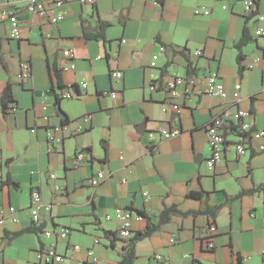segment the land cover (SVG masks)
Here are the masks:
<instances>
[{"label": "crops", "instance_id": "1", "mask_svg": "<svg viewBox=\"0 0 264 264\" xmlns=\"http://www.w3.org/2000/svg\"><path fill=\"white\" fill-rule=\"evenodd\" d=\"M62 1L63 18L51 23L24 2L0 0L19 24V38L11 39L0 14V214L6 219L0 264H40L37 252L49 245L65 257L61 264H90L89 250L101 264H117L122 242L110 247L104 231H118L119 210L146 215L132 221L133 234L157 223L165 208L201 212L235 196L214 220L202 213L172 215L137 243L134 264H235L238 255L244 264H264V151L253 147L237 157L228 148L214 170L205 165L211 155L206 126L215 116L248 111L253 129H264V38L253 37L254 21L243 16L241 0ZM198 9L209 14L195 15ZM256 13L264 15V0ZM65 49L73 54V71L61 70ZM21 63L30 66L26 81L19 78ZM116 69L123 73L117 82L111 79ZM210 72L218 74L224 98L194 92L169 100L173 77ZM8 86L13 101L4 112ZM61 86L79 95L60 99ZM159 128L179 134L150 141L147 131ZM48 129L61 140L50 142ZM79 150L88 158L74 167ZM97 172L105 179L93 188L86 181ZM33 190L51 207L41 211L39 226L29 214ZM190 191L202 192L201 199L188 198ZM211 224L217 232L208 249L202 229ZM64 228L65 240L41 234Z\"/></svg>", "mask_w": 264, "mask_h": 264}, {"label": "built area", "instance_id": "2", "mask_svg": "<svg viewBox=\"0 0 264 264\" xmlns=\"http://www.w3.org/2000/svg\"><path fill=\"white\" fill-rule=\"evenodd\" d=\"M82 4L94 5L96 0H79ZM156 3H160L162 0H154ZM258 0H241L243 16L252 17L254 25L252 28V34L255 39L264 38V15L256 13ZM11 3L24 2L26 10L32 14L46 17L51 23H57L62 20L63 15L61 12L63 1L56 0L51 3H46L45 0H10ZM1 16L7 18L10 26L9 37L11 39L19 38V29H18V20L16 15L12 11H8L0 8ZM208 15V10L200 9L195 11V15ZM200 54V52H197ZM254 61H258V58H255ZM154 66V63L151 64ZM75 65L73 62V54L71 50L65 49L62 51V71H73ZM30 74V66L28 63H21L20 65V80L26 81ZM123 73L121 70H114L111 72V79L117 82L121 79ZM82 88L86 87V83H81ZM239 89L240 86L235 87ZM167 95L169 100L179 97L183 94H191L197 92L198 94L206 96H218L225 97L224 86L221 83L218 74L214 72L206 73L201 78H189L184 79L181 77H173L172 80L166 86ZM106 96H109L111 99H118V93L114 91H106L103 93ZM79 95V92H75L72 88L64 89L59 92L60 99H73ZM170 106L175 111H179V105L174 102H168ZM14 107L12 108V111ZM251 113L244 110H237L234 112H222L221 114L215 116L210 123L206 126V133L208 137V145L211 151V155L206 159L205 165L208 170H214L215 166L223 160L225 152L228 148L232 149L237 157H240L247 153L249 150H252L255 147L257 152L264 151V129H253V125L248 121ZM89 119V117H87ZM44 120L48 122V118L45 117ZM235 127L237 132L234 134V138L238 137L236 141H230L227 135V130L229 133V128ZM47 139L50 142H59L60 137H57L55 133L51 130H46ZM34 132V130H31ZM179 134L178 129L169 130L166 128H159L153 131H147L146 136L150 141L161 142L166 139L174 138ZM241 134L245 136L242 137ZM237 136V137H236ZM257 144L253 146L252 142ZM88 151L79 150L76 152L72 158L71 164L74 167L80 166L86 158H88ZM54 178V175L50 176ZM105 179V175L102 172H97L86 181L91 187H97ZM58 190L57 187H55ZM145 196H148L147 193H144ZM31 201L29 207L30 219L33 224L40 225V215L41 211L49 212L51 207L50 205L43 204L41 201L40 194L37 190H33L31 193ZM8 212L11 214L10 221L16 222L17 219L13 216L15 209L9 207ZM119 236L122 239H126L131 236V223L133 220L142 221L143 217L134 213L130 209H121L119 210ZM107 219H110V216H107ZM6 219L0 214V226L4 225ZM217 232V228L214 224L210 226H205L202 229V237L206 241V246L208 249L213 248L214 235ZM42 236L44 238H51L56 235L62 240L68 238L69 231L67 229L59 230H47L43 231ZM76 250L79 249L78 246L74 247ZM0 254H1V242H0ZM264 261V249L261 252ZM37 261L40 264H61L64 262L65 257L57 252L53 245L45 246L37 252ZM87 257L90 259V264H101L100 261L94 256V253L89 250L87 251ZM155 259L160 260V255H154Z\"/></svg>", "mask_w": 264, "mask_h": 264}, {"label": "trees", "instance_id": "3", "mask_svg": "<svg viewBox=\"0 0 264 264\" xmlns=\"http://www.w3.org/2000/svg\"><path fill=\"white\" fill-rule=\"evenodd\" d=\"M161 3H162V1H161ZM245 42H247V41H245ZM241 43H242V41H241ZM55 74H56V77L59 79V71L57 68L55 69ZM61 90H64L63 86H61ZM12 101H13V98H12L11 89H10V86H8L6 91H5V94L3 96V99L1 101V105H2L4 112H7ZM61 122H62V124H65L67 122V119L65 118ZM229 132L235 133V132H237V129L235 127H230ZM241 136L244 137L245 135L241 134ZM263 188H264V185L261 186V189H263ZM187 197L192 198V199H196V200H200L202 197V192H191L190 191L187 194ZM237 197L238 196L230 197L227 199L226 203L207 207L205 211H201V212L189 211V212L183 213V212H180L179 210H177L176 207H174V206L165 208L159 214V219H158L157 223L153 224V223L148 222L146 227L144 228V230H142L140 232L133 233V234L131 232V236L126 238V239L120 238L118 231H115V232L104 231V235L109 240V246L112 248L115 247V242H117V241L122 242L121 250L118 252L119 261L117 264H134L135 259H136L135 249H136L137 243L146 239V238H149L155 232L159 231L165 224L170 222L172 215L187 216V215H196L198 213H202L206 216L211 217L214 220L216 215L218 214V212L221 210V208L224 206H228L229 202L234 200ZM137 214L146 218V215L142 212H138ZM207 226H210V225H207ZM14 236H17V234H14ZM229 264H232V263H229ZM235 264H244L241 256H239V255L237 256Z\"/></svg>", "mask_w": 264, "mask_h": 264}]
</instances>
